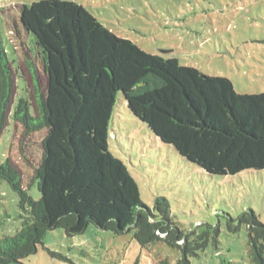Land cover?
Returning <instances> with one entry per match:
<instances>
[{
    "label": "trees",
    "instance_id": "16d2710c",
    "mask_svg": "<svg viewBox=\"0 0 264 264\" xmlns=\"http://www.w3.org/2000/svg\"><path fill=\"white\" fill-rule=\"evenodd\" d=\"M20 19L25 35L34 36L36 56L49 76L48 92L38 99V114L25 97L13 103L17 71L0 36V138L11 111L28 131L48 132L34 175L39 200L11 161L0 160V180L19 195L22 217L15 235L0 237V264H23L49 231L62 228L73 236L90 225L117 235L135 231L143 247L164 241L179 249L177 264H190L211 241L218 246L219 231L212 235V226L203 232L182 230L164 196L153 206L143 201L137 180L110 149V121L121 97L185 160L211 175L236 176L264 170V92L240 94L226 77L148 53L76 1H35L22 7ZM228 217L230 230L248 228L252 264H264V222L251 208Z\"/></svg>",
    "mask_w": 264,
    "mask_h": 264
},
{
    "label": "rangeland",
    "instance_id": "374dc122",
    "mask_svg": "<svg viewBox=\"0 0 264 264\" xmlns=\"http://www.w3.org/2000/svg\"><path fill=\"white\" fill-rule=\"evenodd\" d=\"M39 0H0V36L14 74V104L25 97L31 112L39 113L38 99L48 92L49 76L37 54L33 35L26 36L20 19L24 5ZM82 4L117 36L129 39L148 53L177 58L182 65L230 79L240 94L264 92V0H71ZM110 121V149L137 180L143 201H168L171 219L184 231H219L214 242L190 258V264H252L249 231L228 227L230 218L253 209L264 222V170L236 176L211 175L185 160L174 147L156 138L118 97ZM10 118L0 138V160L8 158L20 172L23 185L39 200L34 179L43 154L47 130L30 132ZM22 227L19 195L0 180V237ZM163 239L168 233L157 231ZM178 248L159 241L143 247L135 231L114 234L90 225L84 233L49 231L38 252L23 264H177ZM18 264V263H12Z\"/></svg>",
    "mask_w": 264,
    "mask_h": 264
}]
</instances>
